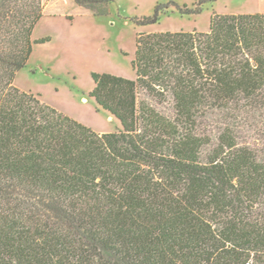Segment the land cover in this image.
Here are the masks:
<instances>
[{
  "label": "trees",
  "instance_id": "1",
  "mask_svg": "<svg viewBox=\"0 0 264 264\" xmlns=\"http://www.w3.org/2000/svg\"><path fill=\"white\" fill-rule=\"evenodd\" d=\"M111 1L71 0L96 16ZM44 10L0 0V264H264V148L232 121L264 112V12L139 33L135 78L92 72L90 96L121 122L99 132L15 84L50 40L33 38Z\"/></svg>",
  "mask_w": 264,
  "mask_h": 264
},
{
  "label": "rangeland",
  "instance_id": "2",
  "mask_svg": "<svg viewBox=\"0 0 264 264\" xmlns=\"http://www.w3.org/2000/svg\"><path fill=\"white\" fill-rule=\"evenodd\" d=\"M44 1V15L35 26L33 38L49 37L50 40L34 44L32 56L18 72L15 84L40 95L46 103L99 132L117 131L121 122L90 96L95 86L92 72L107 71L135 78L132 60L139 33L208 30L214 11H264V0H112L108 14L96 16L71 0ZM171 1L181 7L188 4L192 9L202 10L182 12ZM160 3H169V7L159 22L140 24L137 21V17L152 15ZM156 106L167 116L174 115L167 102ZM244 113L238 112L237 118L232 119L233 122L237 119L238 141L261 151L264 141L259 139L262 132L259 129L263 130L264 112ZM256 118L259 120L255 122ZM217 122L210 120L203 126L204 130L214 132ZM224 122L225 126L232 123L227 119Z\"/></svg>",
  "mask_w": 264,
  "mask_h": 264
},
{
  "label": "crops",
  "instance_id": "3",
  "mask_svg": "<svg viewBox=\"0 0 264 264\" xmlns=\"http://www.w3.org/2000/svg\"><path fill=\"white\" fill-rule=\"evenodd\" d=\"M259 12H264V11H259ZM114 116V115H113Z\"/></svg>",
  "mask_w": 264,
  "mask_h": 264
}]
</instances>
